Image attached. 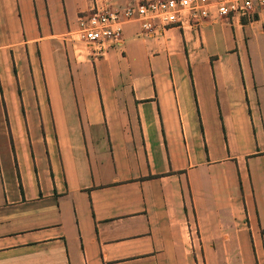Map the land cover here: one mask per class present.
<instances>
[{
	"label": "crops",
	"instance_id": "0c3cea01",
	"mask_svg": "<svg viewBox=\"0 0 264 264\" xmlns=\"http://www.w3.org/2000/svg\"><path fill=\"white\" fill-rule=\"evenodd\" d=\"M146 1L0 0V264H264V8L68 38Z\"/></svg>",
	"mask_w": 264,
	"mask_h": 264
},
{
	"label": "built area",
	"instance_id": "2783aa9c",
	"mask_svg": "<svg viewBox=\"0 0 264 264\" xmlns=\"http://www.w3.org/2000/svg\"><path fill=\"white\" fill-rule=\"evenodd\" d=\"M256 6L264 8V0H155L136 6H95L78 16L77 28L68 36L92 46L91 56L98 58L121 46L126 23L138 22L143 32L152 35L169 26H199L223 17L251 18Z\"/></svg>",
	"mask_w": 264,
	"mask_h": 264
},
{
	"label": "rangeland",
	"instance_id": "374dc122",
	"mask_svg": "<svg viewBox=\"0 0 264 264\" xmlns=\"http://www.w3.org/2000/svg\"><path fill=\"white\" fill-rule=\"evenodd\" d=\"M151 1H155V0H149V1H146V2H140V3H145V4H147L148 2H151ZM137 4H139V3H135V4H128V5H133V6H136ZM95 6H98V5H95ZM94 6V7H95ZM118 7V6H117ZM257 8H261V7H259V6H256V8H255V11H254V13H253V15L251 16V18H248V17H240V18H247V19H252L253 17H254V15L257 13ZM223 18H226V17H223ZM218 19V18H217ZM216 20V19H215ZM212 20H209L208 22H206L205 23V25L203 24V25H197V24H189V25H179V26H169V27H180V28H182V29H190V30H195V31H198V30H201L203 27H205V26H207V24L209 23V22H211ZM132 23H138V22H132ZM126 24H129V23H126ZM139 24V23H138ZM139 26L141 27V25L139 24ZM169 27H167V28H169ZM77 28V24H76V26L73 28V29H70L68 32H72V31H74L75 29ZM124 28V27H123ZM167 28H164V29H161L159 32H157V33H155V34H152V35H148L147 33H145V32H143V30H142V28H141V33H142V35L143 36H155V35H157V34H159L161 31H164L165 29H167ZM69 34V33H68ZM71 38H75V37H72L71 35H69ZM68 36V38L72 41V39L70 38ZM124 41H125V38H124V35H123V42H122V44H121V46L119 47V48H115V49H120V48H122V46H123V44H124ZM73 43H74V45H75V48H76V50H77V52H78V54H87V52L89 51V57L91 58V59H93V60H96V59H98V58H100V57H102V56H100V57H98V58H94L93 56H91V53H93L92 52V50H91V47L92 46H90V45H88V44H86V43H83V42H80V41H77V40H75L74 39V41H72ZM111 50V49H110ZM109 51V50H108Z\"/></svg>",
	"mask_w": 264,
	"mask_h": 264
}]
</instances>
